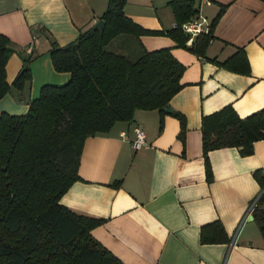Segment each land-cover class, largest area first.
<instances>
[{"label":"crops","instance_id":"obj_1","mask_svg":"<svg viewBox=\"0 0 264 264\" xmlns=\"http://www.w3.org/2000/svg\"><path fill=\"white\" fill-rule=\"evenodd\" d=\"M109 1L0 0V33L16 48L7 62L10 89L0 99V114H26L44 84L70 80L69 72L54 68L52 44L66 45L94 27ZM171 1L126 0L128 17L161 32H122L107 44L133 61L161 47L180 59L184 86L169 101L171 111L139 108L133 120H117L108 132L88 136L81 178L60 202L103 220L93 236L125 264H264L262 227L248 213L264 189L255 174L258 169L264 174V138L254 142L252 153L235 145L209 151V176L202 132L203 116L226 106L241 117L264 109V0H197L198 12L190 20L205 16L212 31L203 32L210 41L201 53L190 46L202 33L192 39L187 33V47L168 33L178 21ZM30 45L31 79L16 87ZM240 48L248 56L249 72L225 65ZM173 111L185 117L184 137ZM138 125L147 141L134 150ZM213 221L223 223L227 238L204 243L202 227Z\"/></svg>","mask_w":264,"mask_h":264},{"label":"trees","instance_id":"obj_2","mask_svg":"<svg viewBox=\"0 0 264 264\" xmlns=\"http://www.w3.org/2000/svg\"><path fill=\"white\" fill-rule=\"evenodd\" d=\"M126 0H110L102 19L104 32L93 27L63 45L52 44L54 68L69 72L66 84L46 83L40 96L31 100L28 112L0 114V264H125L93 236L92 229L103 220L73 212L60 202L63 193L81 178L79 166L86 138L108 132L118 120H133L139 108L163 111L184 85L185 66L168 47L148 50L137 59L107 49L108 42L122 32L160 34L145 29L125 13ZM197 0H172L177 23L168 33L187 47L189 35L183 23L197 14ZM207 34L196 38L190 48L203 52ZM13 42L0 33V99L10 89L7 62L15 53ZM14 85L23 87L31 79L32 54ZM250 71L243 48L225 65ZM174 112V111H173ZM180 136L186 131L182 112ZM203 150L207 173L212 174L209 151L218 147H242L252 153L257 139L264 138V109L239 116L232 105L203 116ZM262 187L264 174L255 172ZM253 214L264 235V191ZM204 243L227 238L222 222L202 227Z\"/></svg>","mask_w":264,"mask_h":264},{"label":"built area","instance_id":"obj_3","mask_svg":"<svg viewBox=\"0 0 264 264\" xmlns=\"http://www.w3.org/2000/svg\"><path fill=\"white\" fill-rule=\"evenodd\" d=\"M209 19L206 18L205 16H200L198 19H191L186 21L182 26L181 29L192 36H197L200 33L207 32L211 33V23L208 21ZM43 24H39L38 28H42ZM175 26H179L178 23H175ZM212 41V40H211ZM27 52H32V46L30 45L27 48ZM135 131V139L132 142V147L134 150H138L143 144L146 143V133L143 128V126L138 125L136 128H134ZM264 189L262 192L257 196V198L254 200V202H251L249 206L248 213H253L255 208L257 207L258 203L260 202V197L263 193Z\"/></svg>","mask_w":264,"mask_h":264},{"label":"water","instance_id":"obj_4","mask_svg":"<svg viewBox=\"0 0 264 264\" xmlns=\"http://www.w3.org/2000/svg\"><path fill=\"white\" fill-rule=\"evenodd\" d=\"M107 24V22H105V20H103V19H99L95 24H94V27L93 28H95V29H97V30H99L100 32H101V34L104 32V29H105V25ZM165 110H167V111H171V107H170V105H169V103L168 104H166L165 105ZM252 214V213H251ZM254 214H252L251 216H250V218H254Z\"/></svg>","mask_w":264,"mask_h":264}]
</instances>
